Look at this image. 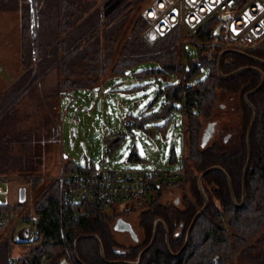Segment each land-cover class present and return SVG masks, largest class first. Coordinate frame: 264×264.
Segmentation results:
<instances>
[{
    "label": "trees",
    "instance_id": "trees-1",
    "mask_svg": "<svg viewBox=\"0 0 264 264\" xmlns=\"http://www.w3.org/2000/svg\"><path fill=\"white\" fill-rule=\"evenodd\" d=\"M143 2L128 0L99 23L96 0H38V33L47 36L45 43L39 42V49L44 51L54 43L40 58V70L51 64L57 67L61 75L57 89L62 93L93 87L107 72L113 76L123 75L126 69L148 60L157 62L159 68L145 70L147 75L177 73L180 66V30L173 29L154 42L146 40L142 35L146 26V20L141 15ZM10 3L14 8L23 6L28 29L27 1L0 0V9ZM132 8L137 10L136 18L124 35L126 30H122L121 23ZM212 27L213 21H207L186 35V39L196 46L198 56L188 62L184 81L160 86L157 93L165 99L160 110L151 115H137L131 124L143 126L144 121L169 114L175 108L181 111L185 136L183 162L189 196L177 191L181 181L161 179L151 182L148 198L141 203H131L120 211L114 207L108 210L101 203L96 189L90 200L62 202L59 180L52 179L43 184L34 197L32 214L36 217L35 234L28 240L15 241L28 244V248L11 259L9 243L12 242L0 239V264H71L70 261L72 264H125L103 260L99 241L106 259L135 260L138 252L150 241L156 218H161L167 226L169 249L164 228L159 224L153 242L143 253L139 264H232L234 259L264 264V82L248 96L257 114L250 132L251 157L245 175L246 196L242 205L233 203L226 178L220 171L205 173L202 186L208 204L194 221L184 248L176 255L171 253L183 244L192 216L203 205L197 186L200 171L213 164L221 165L231 179L235 198L241 200V173L246 158L245 134L252 113L242 95L257 85L260 75L252 70H244L228 78L218 75L216 57L223 47L214 41ZM114 47L119 50L111 59ZM244 50L264 59V40ZM246 64L257 65L264 72V65L237 53L225 52L220 61L223 73ZM202 67L207 68V75L194 80ZM29 71L23 72L19 81H24ZM20 85L15 81L2 92L0 108ZM221 91L239 96V101L231 106L239 116L236 128L227 127L226 122L220 124L217 119H209L202 124L201 118L210 117ZM176 103L179 105L176 106ZM223 105L221 103L219 107ZM50 131L52 135L49 136L57 139V130L51 128ZM15 137L17 135L0 130V173L11 172V167L21 163L18 169L24 170L23 174H31L36 169V157L8 152L9 143ZM133 158L137 155L131 151L129 159ZM35 160V163L42 164V158ZM94 167L89 162L80 165L69 159L65 161V169ZM40 179L35 175L33 185L36 186ZM23 202L17 201L13 207L5 203L3 207L14 209ZM134 210L138 211L135 223L131 221L132 216L131 220L124 217V213ZM76 213L77 217L74 216ZM118 219L124 220L123 227L118 226ZM81 234H96L97 237L86 235L77 238ZM118 234L125 236L120 240ZM76 238L77 256L74 254Z\"/></svg>",
    "mask_w": 264,
    "mask_h": 264
},
{
    "label": "rangeland",
    "instance_id": "rangeland-1",
    "mask_svg": "<svg viewBox=\"0 0 264 264\" xmlns=\"http://www.w3.org/2000/svg\"><path fill=\"white\" fill-rule=\"evenodd\" d=\"M26 1L29 10L28 29L24 20L23 6L14 8L10 3L0 9V95L15 81L21 84L0 108V123H2L0 130L4 129L12 136L17 135L9 143V153L40 157L42 164L35 163V158L36 169L28 175L23 174L24 170L18 169L21 163L17 164V167H11V172L0 173V200L13 207L18 201L19 188L23 186L26 200L11 210L18 216L32 214V205L38 190L43 184L57 178L68 159L80 165L89 162L95 167H100L103 164L109 170L128 167L175 170L183 164L185 176L183 115L178 108L173 109L169 114L144 121L143 126L123 125L126 116L133 118L143 113L151 115L160 110L165 100L163 95L157 93L160 86L184 81L181 73V51L180 66L175 74L147 75L145 70L159 68L157 62L148 60L131 66L123 75L113 76L107 72L98 79L96 83L99 84L93 87L76 88L62 93L57 89L61 80L57 67L51 64L40 70L38 66L44 52L54 43L48 45L44 51L39 49V42L45 43L47 36L38 33L37 5L35 42L31 2ZM95 7L100 14L99 23H102L110 14L102 19L99 0H96ZM136 14L137 10L132 8L128 17L121 23L122 30H126L124 35L129 32ZM101 28H103L102 24ZM145 30L146 26L142 30L146 40L154 42L160 38H151L152 36L150 37ZM186 35L187 33L182 34L180 31L179 44L180 47L182 46L184 73L188 70V62L198 56L196 46L186 39ZM101 39H103L102 35ZM118 50L114 47L111 59H114ZM29 69L24 81H19L23 72ZM207 72V68L202 67L194 80L203 79ZM237 101H239L238 95L219 92L212 114L210 117L201 118L202 124L209 119H217L220 124L226 122L227 127L236 128L239 125L237 124L239 116L231 106ZM221 103L224 105L220 108ZM51 128L57 130V139L49 136L52 135ZM116 131H122L123 136L109 148L105 139L111 138ZM131 151L136 153L137 158L129 159ZM35 175L41 178L36 186L32 182ZM187 187L184 177L177 191L189 196ZM131 203V201L112 202L107 209L114 207L120 211L124 207H129ZM137 212V210L132 213L128 211L124 213V217L126 220L127 218L131 220L132 216L131 221L135 223ZM16 226V217H14L0 227V239L6 238L12 242L9 243L11 259L28 248L26 243L15 242L18 241L14 233ZM124 236L118 234L117 237L122 240ZM70 262L72 264V261ZM232 264L250 263L244 259H234Z\"/></svg>",
    "mask_w": 264,
    "mask_h": 264
},
{
    "label": "built area",
    "instance_id": "built-area-1",
    "mask_svg": "<svg viewBox=\"0 0 264 264\" xmlns=\"http://www.w3.org/2000/svg\"><path fill=\"white\" fill-rule=\"evenodd\" d=\"M126 1L99 0L102 19ZM141 15L146 20V30L151 38L161 37L176 28L182 34L192 33L205 22L213 21L211 35L221 46L245 49L264 40V0H144ZM183 66L182 52L181 73L184 78ZM132 123L131 117L126 116L123 120L125 126ZM122 136V131L114 132L111 138L105 139L107 146L110 148ZM184 177L183 164L175 170L133 167L109 170L101 164L86 169L64 168L57 175L62 202L90 200L96 189L105 207L120 201L139 204L148 198L152 181H182ZM4 204L0 200V227L16 217V238L20 241L30 239L35 234L34 214L14 215L11 209L3 207ZM74 216L77 217L78 213Z\"/></svg>",
    "mask_w": 264,
    "mask_h": 264
},
{
    "label": "water",
    "instance_id": "water-1",
    "mask_svg": "<svg viewBox=\"0 0 264 264\" xmlns=\"http://www.w3.org/2000/svg\"><path fill=\"white\" fill-rule=\"evenodd\" d=\"M30 2H31V8H32V17H33L34 40L36 42L37 0H34V3H32V0H30ZM225 52H233V53L240 54V55H242V56H244V57H246L248 59H251L252 61H255L256 63L261 64V65H264V59L261 58V57H258L256 55H253V54L245 51L244 49H241V48H238V47H225V48H223V49H221L219 51V53H218V55L216 57V70H217L218 75H220L222 78L231 77V76L235 75L236 73L241 72V71H244V70L256 71L260 75V80L257 83V85H255L253 88H251V89L247 90L246 92H244L243 93V96H242L243 97V101L245 102V104H247L250 107L252 113H251V117L249 119V122L247 124L246 134H245L246 158H245V161H244V164H243V167H242V173H241V185H242V196H241V200L240 201H237L236 200V198L234 196V193H233L231 179H230L228 173L226 172V170L221 165L213 164V165H210V166L204 168L202 171H200V173L197 176V186H198V189H199V191H200V193H201V195L203 197V205L201 207H199L196 210V212L194 213V215L192 216L191 221H190V223H189V225L187 227V230H186V235H185L184 242L181 245V247L176 252H171L174 255L178 254L184 248V246L187 244V241L189 239L190 229H191L194 221L196 220L197 216L205 210V208H206V206L208 204V197H207V194L205 193L204 188L202 186V177H203V175L205 173H207L209 171H212V170H217V171H220L224 175V177L226 178L227 184H228V188H229V191H230V195H231L232 201H233V203L236 206L242 205V203H243V201L245 199V196H246V192H245V175H246V171H247L248 164H249L250 157H251L250 132H251V128H252V125H253V123L255 121L256 114H257L256 107L248 99V96L250 94L254 93L255 91H257L262 86V84L264 82V72L257 65H254V64L253 65L252 64H246V65H242V66L236 67L235 69H233V70H231V71H229L227 73H223L221 71L220 61H221L222 55ZM98 104H99V102H98ZM64 157H66V155H64ZM25 198H26L25 187L22 186V187L19 188V191H18V201L19 202H23L25 200ZM159 223H161L164 226V229H165V241H166L167 248L169 249V246H168V230L166 228V225L164 224V222L162 221V219L156 218L154 220V223H153V229H152L151 239H150L149 243L147 245H145L139 251V253L137 255V259H135V260H125V259L108 260L104 256V250H103V247H102L101 242L99 241L100 257L103 260H105L107 262H110V263L139 264V262H140V260L142 258L143 253L148 249V247L151 245V243H152V241H153V239L155 237L156 230H157V226H158ZM86 235L97 237L96 234H81L77 238H79L81 236H86ZM77 238L74 241V254H75V256H77V253H76V241H77Z\"/></svg>",
    "mask_w": 264,
    "mask_h": 264
},
{
    "label": "flooded vegetation",
    "instance_id": "flooded-vegetation-1",
    "mask_svg": "<svg viewBox=\"0 0 264 264\" xmlns=\"http://www.w3.org/2000/svg\"><path fill=\"white\" fill-rule=\"evenodd\" d=\"M161 219V218H160ZM163 221V220H162ZM164 222V221H163ZM125 222H124V220H122V219H118V226H121V227H123L125 224H124ZM159 224H161V223H159ZM158 224V225H159ZM165 224V223H164ZM162 225V224H161ZM166 225V224H165ZM163 226V225H162ZM158 227V226H157ZM163 228H164V226H163ZM166 228H167V226H166ZM168 230V229H167ZM157 231V230H156ZM164 233H165V229H164ZM185 235H186V232H185ZM168 238H169V232H168ZM184 239H185V237H184ZM153 242V241H152ZM166 242V241H165ZM184 242V241H183ZM149 243V242H148ZM181 247V246H180ZM139 253V252H138ZM143 256V255H142ZM137 259V258H136ZM142 259V258H141ZM126 260V259H125ZM141 261V260H140ZM140 263V262H139Z\"/></svg>",
    "mask_w": 264,
    "mask_h": 264
},
{
    "label": "bare ground",
    "instance_id": "bare-ground-1",
    "mask_svg": "<svg viewBox=\"0 0 264 264\" xmlns=\"http://www.w3.org/2000/svg\"><path fill=\"white\" fill-rule=\"evenodd\" d=\"M32 3H34V0H32Z\"/></svg>",
    "mask_w": 264,
    "mask_h": 264
}]
</instances>
